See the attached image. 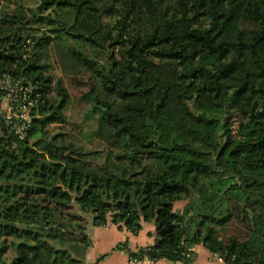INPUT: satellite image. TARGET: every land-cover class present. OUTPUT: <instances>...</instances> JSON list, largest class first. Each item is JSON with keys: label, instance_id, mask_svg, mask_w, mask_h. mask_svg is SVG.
I'll return each instance as SVG.
<instances>
[{"label": "trees", "instance_id": "trees-1", "mask_svg": "<svg viewBox=\"0 0 264 264\" xmlns=\"http://www.w3.org/2000/svg\"><path fill=\"white\" fill-rule=\"evenodd\" d=\"M2 1L0 75L26 95L0 112V264H84L86 215L154 223L132 260L264 264V0ZM49 47L104 150L50 132L70 93Z\"/></svg>", "mask_w": 264, "mask_h": 264}, {"label": "crops", "instance_id": "crops-1", "mask_svg": "<svg viewBox=\"0 0 264 264\" xmlns=\"http://www.w3.org/2000/svg\"><path fill=\"white\" fill-rule=\"evenodd\" d=\"M87 233L91 245L86 253L84 264H224L203 245L195 246L192 249V256L185 261L159 260L153 262L147 258L142 261H133L129 255L130 252L136 253L155 243L156 226L154 223H143L142 230L134 235L125 228L120 229L113 224L98 227L90 222Z\"/></svg>", "mask_w": 264, "mask_h": 264}, {"label": "rangeland", "instance_id": "rangeland-1", "mask_svg": "<svg viewBox=\"0 0 264 264\" xmlns=\"http://www.w3.org/2000/svg\"><path fill=\"white\" fill-rule=\"evenodd\" d=\"M16 4H33V0H15L11 5ZM7 4L0 0V7H5ZM38 27H41L38 25ZM44 28V27H42ZM44 30V29H43ZM49 51V63L51 64L50 72L55 79L61 78L64 86L70 93V101L66 106L65 115L66 122L61 125H52L49 130L52 134H66L80 146L92 151L104 150V144L96 137V122L93 118L86 119L88 111V103L84 97L87 87L82 75L69 74L68 68L64 66L63 61L59 58L58 52L51 47L47 48ZM9 110V102L7 99H0V112L7 113ZM29 120V119H28ZM187 202L178 205V208H183ZM78 210V209H76ZM88 224L92 222V216L86 215ZM229 234L232 229L229 230ZM89 233V232H88ZM14 256L12 249L8 250L3 256V260L8 263Z\"/></svg>", "mask_w": 264, "mask_h": 264}, {"label": "built area", "instance_id": "built-area-1", "mask_svg": "<svg viewBox=\"0 0 264 264\" xmlns=\"http://www.w3.org/2000/svg\"><path fill=\"white\" fill-rule=\"evenodd\" d=\"M22 94V96L26 95V89L20 86V84H13L9 77L7 76H1L0 75V99H7L9 102V110L6 114V118L10 120L13 116L12 113V104L18 101L19 95ZM16 117L20 118L21 120L28 122V110L23 109L22 114L16 115ZM24 128V125H23ZM192 251V249H191ZM220 261H223L222 257H217ZM137 262L136 260H133Z\"/></svg>", "mask_w": 264, "mask_h": 264}, {"label": "water", "instance_id": "water-1", "mask_svg": "<svg viewBox=\"0 0 264 264\" xmlns=\"http://www.w3.org/2000/svg\"><path fill=\"white\" fill-rule=\"evenodd\" d=\"M161 233H163V232H161Z\"/></svg>", "mask_w": 264, "mask_h": 264}]
</instances>
